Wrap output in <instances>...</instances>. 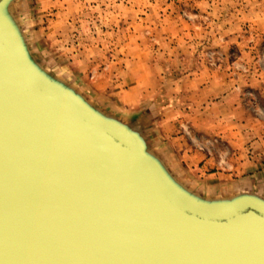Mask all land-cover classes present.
Wrapping results in <instances>:
<instances>
[{
	"label": "water",
	"instance_id": "obj_1",
	"mask_svg": "<svg viewBox=\"0 0 264 264\" xmlns=\"http://www.w3.org/2000/svg\"><path fill=\"white\" fill-rule=\"evenodd\" d=\"M0 0V264H264V194L187 188Z\"/></svg>",
	"mask_w": 264,
	"mask_h": 264
},
{
	"label": "crops",
	"instance_id": "obj_2",
	"mask_svg": "<svg viewBox=\"0 0 264 264\" xmlns=\"http://www.w3.org/2000/svg\"><path fill=\"white\" fill-rule=\"evenodd\" d=\"M25 2L56 76L140 131L187 188L264 194V68L248 51L264 65V0H34L32 22Z\"/></svg>",
	"mask_w": 264,
	"mask_h": 264
},
{
	"label": "rangeland",
	"instance_id": "obj_3",
	"mask_svg": "<svg viewBox=\"0 0 264 264\" xmlns=\"http://www.w3.org/2000/svg\"><path fill=\"white\" fill-rule=\"evenodd\" d=\"M34 0H26V4H25V12L27 13V18L30 19V22H32L33 20V17L36 16L35 13H37L36 9H34V4H33ZM180 17L182 19H184L185 21L187 22H190L193 20V17L194 15L190 12H185V11H182L180 12ZM249 52L253 53L252 57H251V62H250V68H255V70H259L261 68H264V65H263V61H259L262 57V54L257 50L255 49L253 46H250L249 47ZM246 50V52H248ZM258 52V53H257ZM259 57V58H258Z\"/></svg>",
	"mask_w": 264,
	"mask_h": 264
}]
</instances>
